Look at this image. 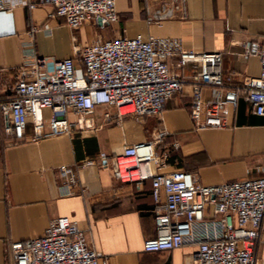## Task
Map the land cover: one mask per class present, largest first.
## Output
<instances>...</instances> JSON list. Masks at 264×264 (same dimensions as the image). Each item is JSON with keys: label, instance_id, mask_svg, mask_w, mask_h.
Wrapping results in <instances>:
<instances>
[{"label": "crops", "instance_id": "obj_1", "mask_svg": "<svg viewBox=\"0 0 264 264\" xmlns=\"http://www.w3.org/2000/svg\"><path fill=\"white\" fill-rule=\"evenodd\" d=\"M2 1L6 7L0 10V99L14 81L13 68L37 56L70 58L96 37L140 33L176 38L183 48L198 52L220 51L222 73L233 85L259 72L257 56L243 58L240 52L243 40L264 42L263 0H184L183 9L175 1L171 14L157 23L146 22L147 15L158 16L170 0H115L116 21L103 27L89 21L77 28L55 15L51 4L30 8L25 0ZM60 26L68 31H60ZM183 71L189 75L191 66L184 65ZM83 72L77 65L76 73ZM191 92L190 83H184L165 100L159 118L126 114L105 121L106 107L101 106L94 113V128L36 141L14 140L0 112V264H13L12 241L43 235L48 222L59 215L76 222L88 244L107 256L106 264H191L198 243L143 250V240L155 234L157 204L151 182L120 181L112 161L99 158V152L113 157L164 129L166 134L155 145L164 164H155L156 172L184 169L201 184L262 175L264 115L254 114L239 97L234 107H225L224 125L196 127L189 115ZM201 92L208 98L216 89L205 85ZM60 165L73 167L76 182L70 194L57 188L62 181ZM205 216H215L211 205ZM254 254L257 264H264V216Z\"/></svg>", "mask_w": 264, "mask_h": 264}, {"label": "built area", "instance_id": "obj_2", "mask_svg": "<svg viewBox=\"0 0 264 264\" xmlns=\"http://www.w3.org/2000/svg\"><path fill=\"white\" fill-rule=\"evenodd\" d=\"M175 1L184 8V0H170L158 16L147 15L146 22L157 23L169 16ZM37 3L51 4L53 13L70 28L89 21L103 27L117 20L115 0H25L30 8ZM5 7L0 0V10ZM241 47L243 58L257 56L259 72L245 75L238 85L222 73L220 51L186 49L171 37L140 33L96 37L70 58L34 57L13 68L14 81L0 99L5 130L16 141L81 132L95 127L94 113L101 106L106 107L105 121L126 114L159 118L165 100L186 82L192 89L189 115L196 127L224 125L225 107H234L239 97L254 114L264 115V42L243 40ZM186 64L191 73L185 76ZM77 65L83 66L82 75L76 73ZM205 85L216 89L214 96H202ZM165 134L161 129L113 157L99 152L101 160L112 161L118 180L151 182L157 204L155 234L143 240V250H170L192 242L199 246L191 264H257L254 250L264 216V173L201 184L184 169L156 172L154 165H163L164 159L155 152V145ZM58 169L62 181L57 188L61 194H70L76 182L73 167L60 165ZM208 205L214 217L205 216ZM10 249L13 264L107 263V256L89 245L84 231L66 215L52 218L39 237L12 241Z\"/></svg>", "mask_w": 264, "mask_h": 264}, {"label": "rangeland", "instance_id": "obj_3", "mask_svg": "<svg viewBox=\"0 0 264 264\" xmlns=\"http://www.w3.org/2000/svg\"><path fill=\"white\" fill-rule=\"evenodd\" d=\"M96 27L98 28V25H96ZM59 29H60V31H63V30L68 31L65 26H60Z\"/></svg>", "mask_w": 264, "mask_h": 264}, {"label": "bare ground", "instance_id": "obj_4", "mask_svg": "<svg viewBox=\"0 0 264 264\" xmlns=\"http://www.w3.org/2000/svg\"><path fill=\"white\" fill-rule=\"evenodd\" d=\"M144 169H147V168L145 167ZM136 171L138 172L139 170L137 169ZM136 171H134V172H136Z\"/></svg>", "mask_w": 264, "mask_h": 264}]
</instances>
